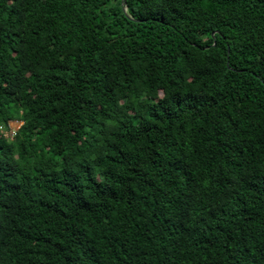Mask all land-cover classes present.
Returning <instances> with one entry per match:
<instances>
[{"label":"trees","instance_id":"16d2710c","mask_svg":"<svg viewBox=\"0 0 264 264\" xmlns=\"http://www.w3.org/2000/svg\"><path fill=\"white\" fill-rule=\"evenodd\" d=\"M123 2L0 0V264H264V0Z\"/></svg>","mask_w":264,"mask_h":264},{"label":"built area","instance_id":"2783aa9c","mask_svg":"<svg viewBox=\"0 0 264 264\" xmlns=\"http://www.w3.org/2000/svg\"><path fill=\"white\" fill-rule=\"evenodd\" d=\"M15 130L16 129H14L9 122L7 127L0 125V133L7 138H12Z\"/></svg>","mask_w":264,"mask_h":264},{"label":"rangeland","instance_id":"374dc122","mask_svg":"<svg viewBox=\"0 0 264 264\" xmlns=\"http://www.w3.org/2000/svg\"><path fill=\"white\" fill-rule=\"evenodd\" d=\"M9 123L14 129H17L20 126L21 121H19V120H10Z\"/></svg>","mask_w":264,"mask_h":264},{"label":"water","instance_id":"95a60500","mask_svg":"<svg viewBox=\"0 0 264 264\" xmlns=\"http://www.w3.org/2000/svg\"><path fill=\"white\" fill-rule=\"evenodd\" d=\"M124 2H123V0H122V4H123ZM123 10L125 11L126 10V6H123Z\"/></svg>","mask_w":264,"mask_h":264}]
</instances>
